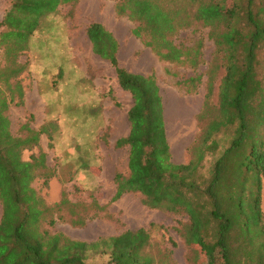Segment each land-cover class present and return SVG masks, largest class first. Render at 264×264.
<instances>
[{"label": "trees", "instance_id": "trees-1", "mask_svg": "<svg viewBox=\"0 0 264 264\" xmlns=\"http://www.w3.org/2000/svg\"><path fill=\"white\" fill-rule=\"evenodd\" d=\"M78 2L11 0L0 22V264H162L149 253L152 238L145 229L94 243L53 231V212L71 202L63 198L48 205L32 186L38 177L48 184L55 176L45 153L23 159L24 151L40 147L41 135H52L47 126L37 131L25 125L26 136L12 131L8 112L24 101L19 78L27 65L20 57L47 17ZM116 10L137 24L134 35L161 60L198 66L197 58L189 59L193 49L185 52L172 39L193 21L210 28L217 58L199 116L209 122L190 162L178 164L172 159L155 76L121 67L115 36L99 23L89 25L94 53L111 64L120 88L133 98L130 133L116 143L129 147L130 173L116 174L114 201L139 193L151 209L187 216L181 235L201 248L194 251L195 264L201 250L209 257L203 264H264V0H122ZM220 69L225 74L214 105ZM200 82L201 77H192L180 84ZM75 223L82 225L84 219ZM95 254L107 255L108 262H92Z\"/></svg>", "mask_w": 264, "mask_h": 264}, {"label": "rangeland", "instance_id": "rangeland-1", "mask_svg": "<svg viewBox=\"0 0 264 264\" xmlns=\"http://www.w3.org/2000/svg\"><path fill=\"white\" fill-rule=\"evenodd\" d=\"M10 1L0 0V22ZM121 2L79 0L75 5L61 6L43 21L31 40L30 50L20 57V62L27 65L19 78L24 101L10 107L12 131L26 136L25 125L37 131L47 126L52 135H41L40 147L24 151L23 159L45 153L55 176L48 184L38 177L32 186L48 205L54 206L63 198L71 202L53 212L57 220L53 231L94 243L128 230L145 229L152 238L149 253L157 261L195 264L194 251L201 248L189 245L181 235L182 226L188 223L187 216L151 209L144 205L139 193H128L114 201L116 174L130 173L129 147L119 148L116 143L130 133L128 113L133 98L120 88L111 64L94 53L87 28L99 23L115 36L121 67L155 76L164 101L172 159L178 164L190 162L192 149L209 122L199 116L204 108L208 73L216 63L217 47L210 38V28L193 21L172 39L185 52L193 49L189 59L197 58L198 66L161 60L145 46L144 39L134 35L137 24L118 15L116 9ZM1 56L0 51V67ZM224 74L225 70L220 69L212 98L214 105L219 101ZM192 77H201V82L180 84ZM262 200L264 213V189ZM1 216L0 204V220ZM79 218L84 219V224L75 223ZM208 258L201 250L199 264L208 262ZM90 260L107 263L109 258L95 254Z\"/></svg>", "mask_w": 264, "mask_h": 264}, {"label": "crops", "instance_id": "crops-1", "mask_svg": "<svg viewBox=\"0 0 264 264\" xmlns=\"http://www.w3.org/2000/svg\"><path fill=\"white\" fill-rule=\"evenodd\" d=\"M119 58V57H118Z\"/></svg>", "mask_w": 264, "mask_h": 264}]
</instances>
